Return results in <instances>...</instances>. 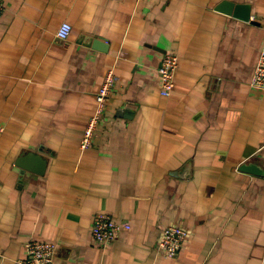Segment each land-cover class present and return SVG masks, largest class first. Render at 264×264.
Masks as SVG:
<instances>
[{"label": "crops", "instance_id": "1", "mask_svg": "<svg viewBox=\"0 0 264 264\" xmlns=\"http://www.w3.org/2000/svg\"><path fill=\"white\" fill-rule=\"evenodd\" d=\"M0 1V264L32 239L58 244L55 264H264V90L251 85L264 0ZM225 1L251 20L218 11ZM167 52L180 61L169 97ZM29 153L43 174L18 165ZM96 213L132 229L101 247ZM173 224L191 236L169 258L158 242Z\"/></svg>", "mask_w": 264, "mask_h": 264}, {"label": "built area", "instance_id": "2", "mask_svg": "<svg viewBox=\"0 0 264 264\" xmlns=\"http://www.w3.org/2000/svg\"><path fill=\"white\" fill-rule=\"evenodd\" d=\"M4 6L0 1V12ZM72 25L64 22L57 32L60 39H67L72 33ZM179 56L172 52H167L163 56L159 67L161 80V94L165 97L172 95L176 88V72L179 68ZM117 77L113 70L105 76L104 83L96 95L97 109L95 114L90 118L81 140L82 150L91 146L94 138L98 136L103 122L105 121V111L108 101L114 90ZM253 88L264 90V44L261 49L258 64L251 82ZM5 129L0 125V140ZM130 223H121L116 221L110 214L96 213L93 216L91 233L94 243L107 247L116 241L123 231L131 230ZM191 236L190 230L178 224L169 225L162 230L159 237L158 248L166 257L175 258L186 247ZM26 257L19 258L14 264H55V259L59 251V246L53 241L29 240L26 245Z\"/></svg>", "mask_w": 264, "mask_h": 264}, {"label": "water", "instance_id": "3", "mask_svg": "<svg viewBox=\"0 0 264 264\" xmlns=\"http://www.w3.org/2000/svg\"><path fill=\"white\" fill-rule=\"evenodd\" d=\"M218 11L224 12L230 15H234L240 19L250 21L251 20V10L248 5H238L231 1L222 2L218 8ZM95 45L97 43H101L100 40H94ZM43 158L35 153H29L27 155H23L18 165L21 166L25 170H31L39 174H43L45 172V162H43Z\"/></svg>", "mask_w": 264, "mask_h": 264}]
</instances>
